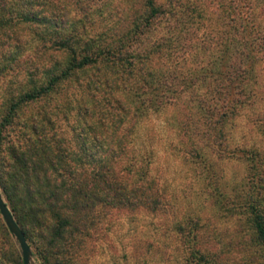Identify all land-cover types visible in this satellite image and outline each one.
Masks as SVG:
<instances>
[{
	"label": "rangeland",
	"instance_id": "1",
	"mask_svg": "<svg viewBox=\"0 0 264 264\" xmlns=\"http://www.w3.org/2000/svg\"><path fill=\"white\" fill-rule=\"evenodd\" d=\"M170 6L173 16L147 36L165 55L150 51L145 60L158 74L176 72L171 87L128 82L117 95L112 75L89 69L92 98L80 76L78 88L70 81L42 102L56 106L47 135L55 131L65 147L98 156L109 146L103 136L121 137L119 173L133 180L144 174L159 197L154 211L100 209L97 232L69 264H264V245L249 219L252 208L264 217V0H172ZM18 79H0V104ZM113 98H129L141 111L123 115L126 125L114 123L116 130ZM80 102L93 113L90 120L78 111ZM42 103L22 109L19 123L36 116ZM17 129L13 142L20 140ZM29 248V264H42ZM14 249L20 256L0 216V264H13Z\"/></svg>",
	"mask_w": 264,
	"mask_h": 264
},
{
	"label": "trees",
	"instance_id": "2",
	"mask_svg": "<svg viewBox=\"0 0 264 264\" xmlns=\"http://www.w3.org/2000/svg\"><path fill=\"white\" fill-rule=\"evenodd\" d=\"M110 2L117 7L110 9ZM171 2L0 0V79L19 78L0 104V192L42 264H69L81 257L104 219L100 209L158 207L159 197L143 182L144 174L133 180L119 173L121 137L103 136L101 141L109 146L98 156L65 147L55 131L47 135L56 106L42 102L70 81L76 88L83 83L85 95L92 98L96 88L84 75L89 69L103 78L112 75L111 91L117 95L119 85L128 82L171 87L176 72L160 66L165 70L158 74L145 60L150 51L165 55L162 44L150 43L147 36L173 16ZM131 3H139L138 8L132 9ZM24 31L28 36L22 37ZM80 76L85 81L81 84ZM112 100L111 123L118 127L126 125L123 115L141 112L139 106H130L129 98ZM40 102L41 111L19 123L22 109ZM77 109L92 118L85 104L78 103ZM17 126L20 140L13 142L10 134ZM129 126L131 131L133 121ZM85 128L92 130V124ZM249 219L255 238L264 245V217L252 208ZM14 254L11 262L22 264L15 249Z\"/></svg>",
	"mask_w": 264,
	"mask_h": 264
},
{
	"label": "water",
	"instance_id": "3",
	"mask_svg": "<svg viewBox=\"0 0 264 264\" xmlns=\"http://www.w3.org/2000/svg\"><path fill=\"white\" fill-rule=\"evenodd\" d=\"M0 216L10 233V235L14 238L16 241L19 252L21 256L22 264H29L30 259V248L27 244V241L23 235V233L20 231L18 226L16 225L7 205L3 201L1 195H0Z\"/></svg>",
	"mask_w": 264,
	"mask_h": 264
}]
</instances>
